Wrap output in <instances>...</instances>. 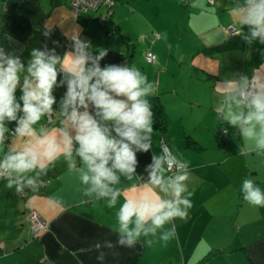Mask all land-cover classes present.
Here are the masks:
<instances>
[{
	"label": "crops",
	"instance_id": "1",
	"mask_svg": "<svg viewBox=\"0 0 264 264\" xmlns=\"http://www.w3.org/2000/svg\"><path fill=\"white\" fill-rule=\"evenodd\" d=\"M148 1L115 0L111 14L100 21L103 6L76 15L70 0H0V47L15 51L27 64L34 47L46 45L61 56L70 52V37L78 31L94 55L107 50L102 67L134 66L147 76L168 118L163 130L153 125V150L159 151L163 139L189 165L192 207L185 220L174 221L177 237L151 247L141 238L133 248L102 249L106 256L98 261L95 245L117 239L115 209L84 197L61 157L35 192L17 194L0 179V264H264V207L248 204L240 192L244 179L264 190V153L253 151L239 132L218 137L225 122L215 112L221 80L238 72L264 79V46L241 42L234 35L239 27L234 33L226 29L232 21L238 26L229 11L234 0H187L184 7L176 0ZM179 14L184 20L177 27ZM166 19L172 27L162 24ZM128 20L135 33L122 26ZM138 38L143 41L139 46ZM146 50L155 54L151 62L142 59ZM65 91L54 89L57 102ZM186 135L197 148L187 146ZM151 155L137 154L138 173H144ZM137 193L125 184L120 202ZM145 194L156 193L147 189ZM33 209L47 223L35 235L28 220Z\"/></svg>",
	"mask_w": 264,
	"mask_h": 264
},
{
	"label": "clouds",
	"instance_id": "2",
	"mask_svg": "<svg viewBox=\"0 0 264 264\" xmlns=\"http://www.w3.org/2000/svg\"><path fill=\"white\" fill-rule=\"evenodd\" d=\"M229 11L246 29L241 36L246 44L264 45V0H234ZM70 38V52L61 56L55 48L34 47L27 64L0 47V179L17 194L35 192L49 166L63 157L82 195L115 209L117 239L95 245L98 261L106 256L102 249L133 248L141 238L146 247L167 244L177 237L174 221L187 218L193 192L188 162L163 141L153 150L148 97L155 86L134 66L102 67L107 50L94 55L78 31ZM58 87L66 91L54 108ZM219 87L217 118L237 129L257 154L264 153V79L238 72ZM150 151L151 162L138 173L137 154ZM125 184L138 193L120 202ZM147 189L156 194H145ZM240 192L248 204L264 207V190L252 179L242 181Z\"/></svg>",
	"mask_w": 264,
	"mask_h": 264
},
{
	"label": "built area",
	"instance_id": "3",
	"mask_svg": "<svg viewBox=\"0 0 264 264\" xmlns=\"http://www.w3.org/2000/svg\"><path fill=\"white\" fill-rule=\"evenodd\" d=\"M71 7L74 11V13L77 15L81 12H85L87 10L96 9L99 6H103V10L99 12L97 18L98 20H102V18L110 12V7L113 4V0H70ZM227 30H230V32H237L234 27H227ZM155 54L151 50H146L144 52V59L147 62H151L154 60ZM221 133H225L224 129H221ZM166 143L163 139H160L161 142ZM167 144V143H166ZM29 190L26 189L23 193L20 195H25ZM28 220H29V228L33 235H35L37 232L45 230L47 228V223L45 220H43L38 213L33 209L28 213Z\"/></svg>",
	"mask_w": 264,
	"mask_h": 264
},
{
	"label": "trees",
	"instance_id": "4",
	"mask_svg": "<svg viewBox=\"0 0 264 264\" xmlns=\"http://www.w3.org/2000/svg\"><path fill=\"white\" fill-rule=\"evenodd\" d=\"M114 3H115V0H113V4L112 5H114ZM99 7H101V6H99ZM99 7H97L96 9L87 10V11H85L83 13H86V12H89V11H97V9ZM111 12H112V10L110 9V12L107 15H110ZM244 32H246V29L242 28L239 25V31L236 34H234V35H237L238 38L241 40V42H244L242 40V38H241V36L244 34ZM260 46H264V45H260ZM126 57H127L128 61L132 59V51L131 50L130 51L129 50L127 51ZM59 99H58V102H59ZM148 99H149V101H150V103L152 105V111H153V114H154L153 115V125L156 126L158 129L163 130L166 127L167 122H168V118H167L166 112L164 110L163 104L161 103V101L158 98V96L155 95V94L149 96ZM58 102H57V105H58ZM221 129H227V132L221 133L220 132ZM231 132L232 133H236V132H238V130L235 129V128L230 127L225 122L224 126H220L218 128L217 136L219 137V136H222V135H225V134H229ZM185 142H186L187 146L192 147V148L193 147L194 148H197V146H198V144L194 141V139H192L188 135L185 136Z\"/></svg>",
	"mask_w": 264,
	"mask_h": 264
},
{
	"label": "rangeland",
	"instance_id": "5",
	"mask_svg": "<svg viewBox=\"0 0 264 264\" xmlns=\"http://www.w3.org/2000/svg\"><path fill=\"white\" fill-rule=\"evenodd\" d=\"M177 1V4L179 5V6H182L187 0H176ZM201 0H199V2H200ZM205 1H207V2H212V0H205ZM154 2V0H149L148 1V3H153ZM157 2V1H156ZM161 9H162V14H165V6L162 4H160V6H159ZM182 7H184V6H182ZM101 8V7H100ZM99 8V9H100ZM102 9V8H101ZM167 9H169V7H167ZM169 13V12H168ZM182 20H184V17L182 18L181 16H180V14H179V19L177 20V22H178V24L176 25L177 27H179L180 26V23H181V21ZM171 21H173V22H175V17L173 16L172 18H171ZM234 23L235 22H233L232 21V23H230V24H228L226 27H234L236 30H238V27H239V25L238 26H235L234 25ZM162 24H166L168 27H172L173 25L171 24V22H170V20L169 19H166V22H164L163 20H162ZM122 26H125V27H127L129 30H132V27H133V23L131 22V20H128V21H123V23H122ZM134 33H135V31L134 30H132ZM136 42H137V46H139V45H141L142 43H143V41H141L139 38L136 40ZM254 43V42H253ZM256 44H257V42H256ZM139 51H140V49H139ZM137 52H138V48H137ZM137 52H136V55H137ZM135 55V56H136ZM144 58V52H143V55H142V59Z\"/></svg>",
	"mask_w": 264,
	"mask_h": 264
}]
</instances>
